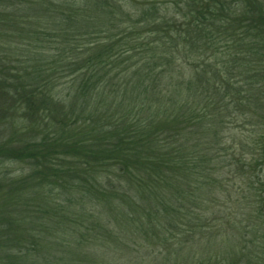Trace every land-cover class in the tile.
<instances>
[{
  "label": "trees",
  "instance_id": "1",
  "mask_svg": "<svg viewBox=\"0 0 264 264\" xmlns=\"http://www.w3.org/2000/svg\"><path fill=\"white\" fill-rule=\"evenodd\" d=\"M0 264H264V0H0Z\"/></svg>",
  "mask_w": 264,
  "mask_h": 264
},
{
  "label": "rangeland",
  "instance_id": "2",
  "mask_svg": "<svg viewBox=\"0 0 264 264\" xmlns=\"http://www.w3.org/2000/svg\"><path fill=\"white\" fill-rule=\"evenodd\" d=\"M11 169H12L14 172H17L16 170H17L18 168H17V166H13Z\"/></svg>",
  "mask_w": 264,
  "mask_h": 264
}]
</instances>
